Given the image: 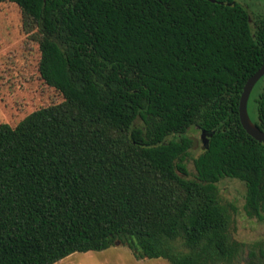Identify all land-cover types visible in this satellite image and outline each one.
Returning <instances> with one entry per match:
<instances>
[{"label": "trees", "instance_id": "16d2710c", "mask_svg": "<svg viewBox=\"0 0 264 264\" xmlns=\"http://www.w3.org/2000/svg\"><path fill=\"white\" fill-rule=\"evenodd\" d=\"M7 3L61 101L0 124V264L118 246L137 260L234 262L244 244L218 184L241 182L245 216L264 222V144L238 113L264 64V14L233 0ZM256 105L264 131V85ZM192 129L212 136L189 159ZM248 258L264 264V239Z\"/></svg>", "mask_w": 264, "mask_h": 264}, {"label": "rangeland", "instance_id": "374dc122", "mask_svg": "<svg viewBox=\"0 0 264 264\" xmlns=\"http://www.w3.org/2000/svg\"><path fill=\"white\" fill-rule=\"evenodd\" d=\"M248 9L250 14H264V0H233ZM40 54L36 45L26 42L21 28V14L15 4L0 5V124L16 125L34 110L61 101V97L44 85L39 77ZM264 79L252 90L248 100V114L257 122L256 98ZM193 142L189 159L198 157L204 148L200 131L190 130ZM192 176L191 161L186 163ZM219 198L230 217V235L244 244L239 256L231 264H249L250 245L264 239V222L245 216L244 185L232 179L218 184ZM56 264V263H55ZM57 264H168L162 259L137 260L126 247H111L103 251L75 253ZM254 264H257L255 262Z\"/></svg>", "mask_w": 264, "mask_h": 264}, {"label": "water", "instance_id": "95a60500", "mask_svg": "<svg viewBox=\"0 0 264 264\" xmlns=\"http://www.w3.org/2000/svg\"><path fill=\"white\" fill-rule=\"evenodd\" d=\"M208 1H210L211 3L216 2V0H208ZM263 76H264V64L246 81L240 96L239 107H238L239 121L242 128L251 138L262 144H264V131L260 130L253 123V121L249 117L247 106L253 88ZM211 136L212 134H208L205 131L200 132V138L202 144L205 147H207V140Z\"/></svg>", "mask_w": 264, "mask_h": 264}, {"label": "crops", "instance_id": "0c3cea01", "mask_svg": "<svg viewBox=\"0 0 264 264\" xmlns=\"http://www.w3.org/2000/svg\"><path fill=\"white\" fill-rule=\"evenodd\" d=\"M75 254V253H74ZM74 254H72V255H70V256H68V257H72ZM68 257H66L65 259H67ZM64 260V259H63ZM63 260H61V261H63ZM57 264V263H56Z\"/></svg>", "mask_w": 264, "mask_h": 264}, {"label": "flooded vegetation", "instance_id": "af4514ba", "mask_svg": "<svg viewBox=\"0 0 264 264\" xmlns=\"http://www.w3.org/2000/svg\"><path fill=\"white\" fill-rule=\"evenodd\" d=\"M263 77H264V76H263ZM263 77H262V78H263Z\"/></svg>", "mask_w": 264, "mask_h": 264}]
</instances>
